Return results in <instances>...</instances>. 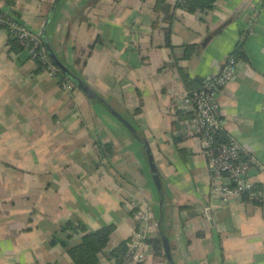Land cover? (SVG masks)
<instances>
[{"label":"crops","instance_id":"crops-1","mask_svg":"<svg viewBox=\"0 0 264 264\" xmlns=\"http://www.w3.org/2000/svg\"><path fill=\"white\" fill-rule=\"evenodd\" d=\"M51 6L52 50L147 140L162 196L147 149L107 105L11 48L0 26V264H70L68 247L81 232L62 229L67 220L88 230L113 225L98 264H116L108 253L133 234L142 206L141 264H170L161 233L171 264H264V0L177 6L170 21L158 0H0V10L38 34ZM242 32L244 54L217 93L219 130L240 146L262 201L210 190L177 70L216 74ZM186 44H195L188 57Z\"/></svg>","mask_w":264,"mask_h":264},{"label":"built area","instance_id":"built-area-1","mask_svg":"<svg viewBox=\"0 0 264 264\" xmlns=\"http://www.w3.org/2000/svg\"><path fill=\"white\" fill-rule=\"evenodd\" d=\"M0 26L7 29L10 37L18 40L30 58L38 60L41 69L49 74H56L57 66L51 60L36 31L27 28L1 10ZM236 67V59L228 55L219 72L204 78L199 88L187 91L182 97V103L194 111L192 124L206 157L210 190L218 193L222 199L230 196L241 197L242 192L246 191L247 197L262 201L263 190L249 181L247 177L249 162L242 154L238 143L229 138L227 141L218 140L215 136L220 128L217 93L233 77ZM60 83L66 89L72 88V84L67 80ZM205 210L208 208L205 207ZM147 219L145 206L138 207L135 211V229L130 236L128 249L121 264H141L145 259L142 244Z\"/></svg>","mask_w":264,"mask_h":264},{"label":"trees","instance_id":"trees-1","mask_svg":"<svg viewBox=\"0 0 264 264\" xmlns=\"http://www.w3.org/2000/svg\"><path fill=\"white\" fill-rule=\"evenodd\" d=\"M214 1L215 0H176L173 4H170L165 0H158V3L160 6L159 8L164 10L165 15L163 16V19L166 21H170L173 15L172 9L177 6H180L184 10L189 12L196 10L206 11L213 6ZM7 3L11 4L12 0H7ZM6 14L9 16L12 15L10 13ZM163 28L166 35V42L169 43L170 28L169 26ZM242 33H244V35L242 36L241 40L237 42L235 48L229 53V55L233 56L235 59L242 57L244 54L242 46L246 32ZM9 44L11 45V48L15 50L23 49L22 46L19 44L18 40L14 37L9 36ZM184 48L185 57H188L193 53L195 49V44H186L184 45ZM35 61L38 63V65H40L37 59H35ZM177 70L179 72V77L182 83L188 91L195 88H199L202 85L203 79L199 77H192L188 73V71L185 70V68L178 66ZM56 74H58L61 79H68V76L59 68L56 69ZM177 112L185 113V115H192L191 111H186L182 109L178 110ZM176 121L178 120H175V122ZM215 136L218 140H228V136H226V133L223 130H217ZM246 196L247 192H242L241 197L245 198ZM62 229L81 232L80 241L77 244L68 247L67 251L71 258L70 264H98L103 249L109 242L113 225L107 224L94 230H88L85 224H83V222H74L71 220H67L63 224ZM129 240L130 237L120 241L116 246H114L110 250V253H108V256L110 258H113L116 264H121L123 255L128 249Z\"/></svg>","mask_w":264,"mask_h":264},{"label":"water","instance_id":"water-1","mask_svg":"<svg viewBox=\"0 0 264 264\" xmlns=\"http://www.w3.org/2000/svg\"><path fill=\"white\" fill-rule=\"evenodd\" d=\"M54 7L55 6H51L49 12L46 15V18L43 22L41 31L39 33V36L41 37V40L43 42V45L48 53V55L50 56L51 60L54 62V64L57 66V68L61 69L67 76L69 79H71L75 84H77L84 92H86L89 96L93 97V98H97L99 100H101L103 103H105L107 105L108 110L111 112V114L113 116H115L118 120H120V122H122L130 131L131 133L139 139V141L143 144V146L147 149L148 152V161H149V166L151 169V175L155 184V187L157 189V191L161 194L162 196V188H161V181L159 178V175L157 173V169L155 166V163L153 161V156L149 151V147H148V142L146 139L139 137L137 130L135 128V126L123 115H121L119 112H117L115 109H113L109 104H107L103 99H101V97H99L95 92L92 91V89L85 83H83L80 78H78L75 74H73L64 64L63 62H61L59 60V58L56 56V54L54 53V51L51 48V45L48 41L47 38V26L52 18L53 12H54ZM162 204V199L159 201V205L161 207ZM161 214V213H160ZM161 221V220H160ZM159 221V223H160ZM160 226V224H158ZM161 239H162V245H163V250L166 254V258L168 260V262L171 264L173 261V257L171 255V251H170V247H169V243L168 240L166 238V236L161 233Z\"/></svg>","mask_w":264,"mask_h":264}]
</instances>
